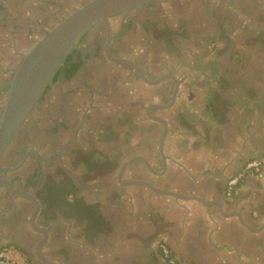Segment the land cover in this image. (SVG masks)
Returning <instances> with one entry per match:
<instances>
[{
	"label": "flooded vegetation",
	"instance_id": "obj_1",
	"mask_svg": "<svg viewBox=\"0 0 264 264\" xmlns=\"http://www.w3.org/2000/svg\"><path fill=\"white\" fill-rule=\"evenodd\" d=\"M89 1L0 0V115L24 56ZM238 73L264 76V0H150L99 19L0 157V254L14 264H168L150 207L168 189V161L186 153L185 97ZM263 169L261 158L231 168L224 197Z\"/></svg>",
	"mask_w": 264,
	"mask_h": 264
},
{
	"label": "crops",
	"instance_id": "obj_2",
	"mask_svg": "<svg viewBox=\"0 0 264 264\" xmlns=\"http://www.w3.org/2000/svg\"><path fill=\"white\" fill-rule=\"evenodd\" d=\"M241 78L238 73L231 85L214 81L211 89L186 95V153L168 161V189L151 203L159 239L184 264H256L257 253H264V231L258 251L250 233L264 227V169L248 175L235 199L222 190L231 168L264 161V76ZM230 254L235 263L227 260Z\"/></svg>",
	"mask_w": 264,
	"mask_h": 264
},
{
	"label": "water",
	"instance_id": "obj_3",
	"mask_svg": "<svg viewBox=\"0 0 264 264\" xmlns=\"http://www.w3.org/2000/svg\"><path fill=\"white\" fill-rule=\"evenodd\" d=\"M150 0H90L63 18L24 56L10 82L0 115V157L55 74L92 26ZM128 63L132 64L131 61ZM166 167V164H165Z\"/></svg>",
	"mask_w": 264,
	"mask_h": 264
},
{
	"label": "built area",
	"instance_id": "obj_4",
	"mask_svg": "<svg viewBox=\"0 0 264 264\" xmlns=\"http://www.w3.org/2000/svg\"><path fill=\"white\" fill-rule=\"evenodd\" d=\"M252 166L256 167H260L261 166V161L260 160H253V162L250 164ZM242 176V173H239L236 176H233L232 178L229 179L228 182V191L231 192L234 188V186L236 185L239 177ZM160 249L162 252V256L163 258L168 262V264H180L179 262H177L175 260V258L171 255L169 247L167 246V244L165 242H160ZM0 264H14L13 261L6 257V255L4 253L0 254Z\"/></svg>",
	"mask_w": 264,
	"mask_h": 264
}]
</instances>
